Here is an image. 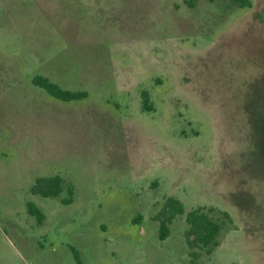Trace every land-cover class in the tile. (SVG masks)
Instances as JSON below:
<instances>
[{"label": "rangeland", "instance_id": "1", "mask_svg": "<svg viewBox=\"0 0 264 264\" xmlns=\"http://www.w3.org/2000/svg\"><path fill=\"white\" fill-rule=\"evenodd\" d=\"M250 1L0 0V264H264V0ZM53 175L57 195L34 190ZM203 206L230 222L193 258L186 213Z\"/></svg>", "mask_w": 264, "mask_h": 264}, {"label": "trees", "instance_id": "2", "mask_svg": "<svg viewBox=\"0 0 264 264\" xmlns=\"http://www.w3.org/2000/svg\"><path fill=\"white\" fill-rule=\"evenodd\" d=\"M238 5L250 6V0H234ZM34 82L38 83L46 89L51 95L67 100L72 98H78L86 94L84 91H71L61 88L57 83L50 81L47 77L36 76ZM147 95L144 92L143 97ZM64 183V179L60 175H53L49 177H43L37 179V185L34 190L42 195H57ZM68 191L72 194V188L69 186ZM71 199L68 198V201ZM169 205L174 208L175 211L181 212L182 208L179 202L174 198H169ZM29 210L38 214L42 218V213L33 205L29 204ZM215 214V216H214ZM168 222L171 221L173 215L167 216ZM166 221L160 222V237L163 238L168 233V227ZM230 222V215L226 210H221L213 206L198 207L190 210L186 213L187 228L185 230V236L187 244L190 248V254L193 258L196 257L198 251L196 248L205 249L210 252L213 247L219 243V234L224 227L223 224ZM167 222V223H168ZM191 264H195L194 260Z\"/></svg>", "mask_w": 264, "mask_h": 264}]
</instances>
